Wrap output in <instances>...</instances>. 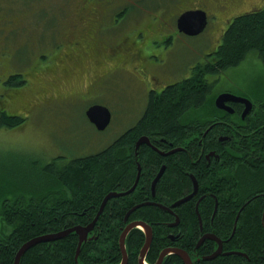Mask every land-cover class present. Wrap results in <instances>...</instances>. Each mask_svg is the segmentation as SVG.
Returning a JSON list of instances; mask_svg holds the SVG:
<instances>
[{
  "label": "trees",
  "instance_id": "obj_1",
  "mask_svg": "<svg viewBox=\"0 0 264 264\" xmlns=\"http://www.w3.org/2000/svg\"><path fill=\"white\" fill-rule=\"evenodd\" d=\"M251 52L264 65V6L252 8L233 18L224 31L221 43L208 56V60L193 65L189 78L166 87L160 94L151 92L137 123L106 148L95 154L66 160L59 165L47 163L44 171L50 176L51 182L31 193L26 190L13 192L5 188V192L0 193V264H13L17 250L32 238L89 224L108 193L123 192L132 187L137 173L136 162L146 174L154 168L158 169L163 160L146 144L134 151L135 142L142 136H147L151 142L161 136L174 142L175 146H185L188 139L187 134L182 133L185 129L180 127L185 123V120L179 119L181 116H190L193 124H202L203 127L212 125L206 141L217 134L230 137L229 142L223 143L224 148L218 147L222 144L215 143L218 152H221L217 162H222L223 166L215 169L212 177L203 173L204 179L212 178L215 181L211 184L204 182L201 190L209 189L210 193L217 196L239 197L235 202L237 205L264 194V93L244 120H234V116L214 107V84L208 80L212 75L238 66ZM22 78V75H12L8 81L22 85ZM235 108L237 111L238 106ZM220 115H223L222 124L218 121L220 118L217 119ZM24 121L23 117L8 115L0 108L1 127H19ZM198 130L200 128L193 129L194 137ZM196 140L194 138V146H197ZM177 156L185 160L184 152L177 153ZM173 162L175 159L165 160L167 170L156 186V194L165 198L182 195L186 187L163 182L174 176L169 171L174 168ZM200 164H203L202 160ZM145 180L146 176L140 177L132 193L106 203L93 231L81 245L77 262L74 259L78 237L70 233L62 240L43 242L30 248L23 254L19 264H116L121 259L118 239L125 225L123 218L126 210L150 197V187ZM252 200L243 209L248 214L241 215L242 224L238 225L235 233L230 236V223L224 220L226 223L218 236L228 238L226 249L242 251L251 259L259 253L262 257L257 258L261 263L264 257V229L260 225V217L264 199H260L259 195ZM224 204L226 202L221 201L218 212L229 210L235 213L237 207L224 208ZM206 210H210L207 205L203 208V211ZM135 213L129 221L138 219L151 226L152 244H156V252L163 246L164 240L167 241V230L161 227L162 213L149 205L142 206ZM143 241L140 230L133 229L127 235L125 247L131 257H136ZM212 246V242H206L200 253H208ZM234 259L242 258L225 256L220 258L225 263L220 264L229 261L234 264Z\"/></svg>",
  "mask_w": 264,
  "mask_h": 264
},
{
  "label": "flooded vegetation",
  "instance_id": "obj_2",
  "mask_svg": "<svg viewBox=\"0 0 264 264\" xmlns=\"http://www.w3.org/2000/svg\"><path fill=\"white\" fill-rule=\"evenodd\" d=\"M108 1L110 0H58V3L52 0L50 9L46 5L41 8L44 13L36 16V18H40V22H56L55 27L51 28V32L53 35L58 32L61 20H70V22H75L70 25L69 29L71 30L70 32H72V35L68 36L66 40H54L52 41V44L50 46L47 45L45 48L44 46L41 48L42 50L49 52L51 55L50 57H52L53 59L51 64H48L43 71L52 72V74L55 76L61 74L65 79L67 76H71L74 73L82 70H87V72H90V75H88L86 78V80L88 79L86 85H84L81 91L77 94L69 95V97H66L70 98L71 100L65 102L76 100L85 95L87 96L93 94L95 89L100 87L99 85H113L112 80L114 81L115 79H117V81L121 80L125 85V88L122 90V92L132 89L135 95L134 100L140 97H144V99H142L141 101H144L147 106L149 94L151 92L160 94L165 90L166 87L189 78L193 70V68H191V73L189 76L184 77L179 81L178 79L175 80L178 66V56L174 55L169 47H163L158 50L157 45L155 44L160 41L167 42L170 37V30H172L175 34L181 36H189L179 31L177 28V20L182 13L195 10L205 12L207 20L205 26L206 28L210 23V19H213V22L218 23L219 17L221 19L224 17L222 13H226L225 11L228 8L227 5H229L232 0H180L182 3H190L192 5L181 11L174 22H170L168 19L164 18L158 20L155 16L152 15L150 17V22H162L164 24H162V28L160 30H155L153 34H151L148 26H146L149 31L148 34L144 33L140 28H132L129 33L124 32L122 34L119 32L122 27L120 26L122 24L121 21H124L126 19L130 20L129 17L132 16L130 14V10H134V3H142L147 0H132L131 2H129V0H122V4L120 5L122 8L117 12V9L113 10V7L109 8V6H107ZM127 5H129L130 8L126 7ZM213 5L218 8L219 11L217 13L210 12L208 10V8L210 7L214 8ZM153 6H155V4H152L151 2L148 3L149 9L153 8ZM256 6L257 5H254L253 7L244 11H249L252 8H256ZM178 7L179 9H183L179 4ZM10 15H12V12H10V10L7 12L0 9V22H14L12 19H7V17ZM31 15L32 14H30V17ZM235 15L236 14L231 15L230 17H225L223 20H219V22H223L222 25H224V23L228 22ZM41 17H43L44 19H42ZM138 17L134 18V16H132V20L136 21L140 19ZM16 29L17 28H15L14 25L13 27H11V29H2L0 27V33L4 32L5 30L7 34L10 32L12 33V35H14L16 33ZM224 31L222 30L223 34ZM223 34L221 33V38ZM104 36H108V40L106 43L105 41L104 43L101 42V38ZM161 38L162 40H160ZM43 40L44 39L42 38V41ZM45 43L46 40L44 44ZM212 53L206 55L207 59L205 61L208 60V56ZM205 61L199 63H204ZM100 70L101 74L99 73ZM217 77L218 74H215L211 77H208V80L214 84ZM55 79L57 78L55 77ZM99 81H102V83H98ZM34 85L38 94L39 92L45 91V85L43 81L39 80L35 82ZM222 93L214 94L216 95L213 100L214 107L220 111L226 112L228 115L234 116V120H244L252 111L253 106L257 104V102L261 99L258 96H256L253 100L243 96H237L244 98L251 103V110L244 117H242V113L245 109V104L238 102H226V105L231 110L230 112L224 109H220L215 105V99ZM236 105L238 106L237 111L235 110ZM141 115L139 119L141 118ZM219 118L220 120L218 121L220 124H222L223 115L217 117V119ZM179 119L185 120V123L180 127L183 130L185 129L182 132L184 133L183 135L187 134L186 138L188 139V141L186 142V145L175 146L174 142L168 141L166 138L161 136H158V138L155 139L154 142L149 141L150 146H147L151 148L157 155V157L163 161L159 165L158 169L154 168L148 174H146V172L142 170L141 165L136 162L137 173L132 187L135 183L136 184L134 189L130 193H132L136 189L140 177L143 178V176H146L145 183L148 182L149 184L150 197L146 198L147 200L134 204L133 206L128 208L123 218V223L125 224L123 227L124 230V228L129 223H145L144 221L138 219L129 221V218H131V216H134L136 214L135 212H138L139 208L146 205L157 208L159 212L162 213L161 216L163 217V220H161V222L163 226L161 227H164L167 230V234L165 235L167 241L165 239L163 246L155 252L156 244H152V228L151 226L147 225V223H145L151 229L152 239L150 241V244L148 245L144 257L140 262V252L145 244V233L140 227L133 228L141 231L144 236V241L141 248L138 250L136 257H131L129 251H126L125 247L127 256L125 264H158V259L160 258V254L163 251L170 252L164 255L159 264H186L182 257L171 251L183 253L184 257L191 264H220V262L225 263V260H220V258L230 255H235L242 258L241 260L234 259V264L263 263L264 257L261 259V263H259L258 258L262 257L259 253L256 256H252L251 259L242 251L226 249L225 246L227 245L226 242L228 241V238L225 239L223 237H219L218 234L222 232V228L224 227L223 225L224 223H226V221L224 220H228L227 223H230L229 225L231 226L230 236L233 235L238 225L242 224L241 219L243 218H241V215L248 214V212H244L243 209L247 206V204L253 201L252 199H255V197L259 195L260 199L263 200L264 194L256 195L254 196V198L247 199L245 202H243V204L237 205L235 202H237V199H240L239 197L229 195L217 196L213 193H210L209 189H207L206 191L201 190V185L204 182L211 184V182L215 181H213L212 178L204 179L203 173L212 177L213 175H215L214 170L219 169V167L223 166L222 162H217L220 160L221 152H218V148L217 146H215V143L222 144L218 147L224 148L225 145H223V143L229 142L230 137L223 134H217L215 136H212L211 140L208 139L206 141V135L209 133L210 128H212V125L203 127L202 124H193L192 117L190 116H183V118L181 116L179 117ZM198 128H200V130L195 132L194 137L193 129ZM194 138L197 139V146H194ZM213 139L214 142H212ZM209 145L210 147H207ZM135 149L136 148L134 147V151ZM173 150L178 151L171 153V151ZM181 152L185 153V160L182 159V156L178 158L177 153ZM166 159H175V162H173V170H169L172 174H174V176L167 181L164 180L163 182H165V184H171V186L176 187L186 186L181 193L182 195L178 197L165 198L156 194V186L158 182L162 180V177L167 170V165L165 163ZM201 160L203 164H200ZM161 170V176L153 185V181ZM217 175L219 176V174ZM216 181H218V179ZM127 191H123V193ZM123 196L124 195L119 197ZM187 197L189 198L185 202L175 205L176 202H179L180 200ZM164 198L168 201H165ZM158 200H160V202ZM221 201L226 202V204L223 205L224 208H229L231 206H235V208L237 207L235 213L234 211L229 210H222L218 212ZM231 203L234 204L231 205ZM206 205L208 206V208H210V210L203 211V208ZM134 207L136 208L132 210L129 213L127 219H125L126 214ZM251 215L256 216V214L253 213H251ZM161 222H159V224ZM260 225L264 229V204L262 205ZM133 229H131L128 234ZM212 235L221 241V253L213 259L205 260L204 258L212 255L219 246L215 240L209 239L207 237ZM208 241L212 242V250L208 253L206 252V254L200 253V251L202 250V246H204ZM119 251L121 254V259L116 264H121L122 262V252L120 250V246ZM230 252H233V254H229ZM150 256L152 257V260H150ZM75 262H77V260H75ZM227 264H231L230 261Z\"/></svg>",
  "mask_w": 264,
  "mask_h": 264
},
{
  "label": "rangeland",
  "instance_id": "obj_3",
  "mask_svg": "<svg viewBox=\"0 0 264 264\" xmlns=\"http://www.w3.org/2000/svg\"><path fill=\"white\" fill-rule=\"evenodd\" d=\"M51 2L52 0H0V9L7 12L10 10L12 15L7 19L14 21L0 22V27L11 29L14 25L17 28L14 35L10 32L7 34L5 30L0 33V108L8 115H18L25 119L19 127L0 126V193L5 192V188L13 192L26 190L31 193L49 184L50 176L44 171L47 163L55 162L59 165L66 160L103 150L138 121L146 106L141 101L144 97L134 100L132 89L122 92L125 85L117 79L112 80L113 85H99L93 94L65 102L71 100L66 97L81 91L90 72L82 70L65 79L61 74L55 76L52 72L43 71L53 59L49 52L41 48L50 46L54 40H66L72 35L70 25L75 23L61 20L58 32L53 35L51 28L55 27L56 22H40V18H36L44 13L42 7L47 5L50 9ZM121 2L122 0H110L107 6L117 9V12L122 8ZM150 2L155 4L151 9L148 8ZM178 4L183 9H179ZM191 5L180 0L134 3L135 8L130 10V14L134 18L139 16L140 19L134 21L130 16V20L121 21L119 32L129 33L132 28H140L146 34L148 29L153 34L155 30L162 28L163 23L150 22L152 15L158 20L164 18L174 22L181 11ZM254 5H257L256 8L263 7L264 1L232 0L227 5L226 13H222L224 17H219V20L234 14L240 15ZM213 6L208 10L217 13L218 8ZM126 7L130 8L129 5ZM235 16L224 25L219 20L217 23L210 19L205 30L195 36H181L170 30L167 42L155 44L158 50L169 47L178 56L175 80L189 76L193 65L205 61L206 55L216 50L221 43L222 30L227 28ZM107 40L108 36L101 38L103 43ZM12 75H22L23 84L10 83L8 78ZM39 80L43 81L45 91L38 94L34 83ZM222 92L251 100L256 96L263 97L264 65L254 52L249 53L238 66L218 74L213 93ZM94 104L105 106L110 112V123L104 130H97L85 116V109Z\"/></svg>",
  "mask_w": 264,
  "mask_h": 264
},
{
  "label": "water",
  "instance_id": "obj_4",
  "mask_svg": "<svg viewBox=\"0 0 264 264\" xmlns=\"http://www.w3.org/2000/svg\"><path fill=\"white\" fill-rule=\"evenodd\" d=\"M206 22H207V20H206L205 12L200 11V10L187 11V12L182 13L178 17L177 28L179 31L185 33L186 35L195 36V35L200 34L204 30V28L206 26ZM226 102H238V103L245 104V109L242 113V117H244L251 110V103L248 100L241 98V97L234 96L230 93H222L215 99V105L218 108L224 109V110L230 112L231 110L226 105ZM85 116L89 120V122H91L94 125V127L97 130H104L108 126V124L110 123V112L105 106H102V105H98V104L95 105L94 104L92 106H89L85 110ZM142 144H146V145L150 146V143H149V140L147 137L139 138L135 144V148L137 149ZM178 150H180V149H178ZM178 150H173V151H171V153L178 151ZM161 172L157 175V177L153 181V185L157 181ZM134 187L135 186H133L130 190H128L127 192H124V193L123 192H118V193L110 192V193H108L104 197L96 216L94 217V219L89 224H87L85 226H81V225L73 226V227L67 228L65 230H62L60 232H57V233L42 235V236H38V237H35V238L28 240L27 242L22 244L20 246V248L17 250V252L14 256L13 264H19V261H20V258L22 257V255L27 250L34 247L35 245H37L39 243H43V242H51V241H54L57 239H62L64 237L68 236L70 233H75L78 237V243H77V247H76V256H75V260H77L79 253H80L81 245L88 239L89 233L93 231L95 224L98 220V217L102 213L106 202L112 198H116V197L130 193L134 189ZM195 190H196V187H195ZM195 190H194V192H195ZM189 197L184 198V199L180 200L179 202H176L175 205L182 203V202H185ZM141 205H145V204H141ZM136 207H138V206H136ZM136 207L132 208L126 214L125 219H127L129 213L132 210H134ZM135 227L136 228H138V227L142 228L144 233H145V244H144V246L140 252V262H141L142 258L144 257V254L146 253L148 245L150 244V241L152 239L151 229L145 223H143V222L129 223L124 228V230L121 232L120 237H119V246H120V250L122 252L121 264H125L126 260H127L125 245H124L125 238H126L128 232ZM207 237L209 239L215 240L219 245L217 250L212 255L204 258L205 260H210V259H213L214 257H216L218 254L221 253V241L213 235L207 236ZM169 252L170 251H163L160 254V258L158 259L157 263L159 264L161 262L162 258L164 257V255L166 253H169ZM171 252H174L178 256L182 257V259L186 262V264H191L184 257L183 253H179L177 251H171ZM229 254H233V252H230Z\"/></svg>",
  "mask_w": 264,
  "mask_h": 264
},
{
  "label": "bare ground",
  "instance_id": "obj_5",
  "mask_svg": "<svg viewBox=\"0 0 264 264\" xmlns=\"http://www.w3.org/2000/svg\"><path fill=\"white\" fill-rule=\"evenodd\" d=\"M135 144H136V143H135ZM161 171H162V170H161ZM161 171H160V172H161ZM160 172H159V173H160ZM161 174H162V172H161ZM161 174H160V176H161ZM160 176H159V177H160ZM156 177H157V176H156ZM159 177H158V179H159ZM158 179H157V180H158ZM136 181H137V180H136ZM135 184H136V183H135ZM135 184H134V186H135ZM116 193H118V192H116ZM64 238H65V237H64ZM62 239H63V238H62ZM57 240H60V239H57ZM57 240H54V241H57ZM22 256H23V255H22ZM75 256H76V254H75ZM20 259H21V258H20ZM19 262H20V261H19Z\"/></svg>",
  "mask_w": 264,
  "mask_h": 264
}]
</instances>
